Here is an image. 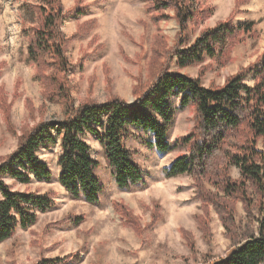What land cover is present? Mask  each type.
<instances>
[{
  "label": "rangeland",
  "instance_id": "obj_1",
  "mask_svg": "<svg viewBox=\"0 0 264 264\" xmlns=\"http://www.w3.org/2000/svg\"><path fill=\"white\" fill-rule=\"evenodd\" d=\"M147 2L82 0V15L78 17L74 13L64 18L62 31L69 39L66 53L72 69L65 74L48 66L44 74L52 73L57 79H65L75 106L106 102L113 97L132 102L134 87L139 81L145 83L151 78V71L161 63L153 44L160 38L165 40L167 48L171 47L179 32V24L171 9L165 11L169 16L167 19L153 23L152 14L145 9ZM236 2L208 0L206 5L213 10L212 15L204 21L190 23V40L202 29L227 19ZM38 3L39 0H0V163L17 149L22 134L41 122L60 121L65 117L63 106L47 98L44 77L28 60L29 34L38 23L30 6ZM62 4L65 11L74 10L77 0H62ZM247 20L256 22L255 32L233 47L226 65L220 66L217 61L207 59L180 71L196 78L200 69L208 66L200 76L201 81L206 87H218L229 76L254 63L264 54V0H248L240 4L234 24ZM90 21L94 26L86 25L83 34L74 38L78 28ZM170 68L176 69L173 63ZM245 82L252 86L253 75L247 76ZM178 101L177 96L172 99L176 118L169 131L170 141L187 135L194 127V109L180 110ZM135 133L152 139L143 131ZM86 141L92 148V158L98 161L95 175L104 184L99 204L71 199L58 182L59 141L52 147L42 148L39 156L51 171L50 179L33 178L29 184H21L7 178L6 182L13 190L48 193L55 206L39 212L33 225L27 229L19 228L10 239L0 243V264H38L43 259L56 258H67L61 264H204L224 257L231 249L225 227L212 208L210 243L207 242L195 218L203 213L201 202L195 198L192 177L187 174L169 179L164 177L163 168L184 149L163 155L136 137L130 138L127 146L135 153L136 162L145 172L144 182L120 189L105 163L99 139L88 134ZM230 174L233 179H239L240 170L234 166ZM116 202L130 208L144 228L141 234L124 224L115 212ZM157 207L160 209L159 220L148 228ZM69 214L83 215L85 219L79 224L64 221ZM235 220L242 232L248 218L241 201L235 205ZM253 227L258 229L256 219ZM186 234L192 236L196 251L191 250Z\"/></svg>",
  "mask_w": 264,
  "mask_h": 264
},
{
  "label": "trees",
  "instance_id": "obj_2",
  "mask_svg": "<svg viewBox=\"0 0 264 264\" xmlns=\"http://www.w3.org/2000/svg\"><path fill=\"white\" fill-rule=\"evenodd\" d=\"M207 1L148 0L145 9L152 14L155 24L169 17L166 10H173L179 24L173 45L167 48L165 40L160 38L153 44L161 63L151 71L147 82L139 81L134 87L132 102L113 97L106 102H86L79 106L74 105L65 79H57L52 73L46 75L44 71L48 66L65 74L72 69L66 53L69 39L62 31V23L67 15H82V0H77L74 10L68 11L62 0H39L30 6L38 23L29 34L28 60L43 75L47 98L63 106L65 117L41 122L22 134L17 149L0 163V243L10 239L19 228L33 225L39 212L55 206L48 193L13 190L6 182L7 178L21 184H29L33 178L50 179L51 171L39 156L42 148L60 142L58 182L71 199L97 205L104 184L95 175L98 161L91 156L92 148L86 141L88 134L101 142L105 163L120 189L144 182L145 172L127 146V141L136 137L163 155L184 149L163 168L164 177L190 175L203 213L195 218L207 242L210 243L211 208L217 212L225 235L231 240V249L224 257L204 264H264V54L218 87H206L201 81L200 76L208 66H203L196 78L182 73L183 68L207 59L226 65L233 47L255 32L254 21L234 24L240 4L248 1L237 0L227 19L202 29L190 40V23L204 21L212 15ZM88 24L94 26L93 21L82 24L73 37L81 36ZM171 63L176 69L170 68ZM249 75H253L252 86L245 82ZM175 96L179 98L178 109H194V127L187 135L170 141L169 131L176 118L172 106ZM135 131L148 133L152 139L136 135ZM234 166L240 170L239 179H233L230 174ZM238 201L242 202L248 218L242 232L235 220ZM114 209L135 233L144 231L127 205L116 202ZM159 212V207L155 208L148 228L159 220ZM84 219L83 215L69 214L64 221L79 224ZM255 219L257 230L253 227ZM186 236L191 250L196 251L192 236ZM65 259H43L38 264H61Z\"/></svg>",
  "mask_w": 264,
  "mask_h": 264
}]
</instances>
